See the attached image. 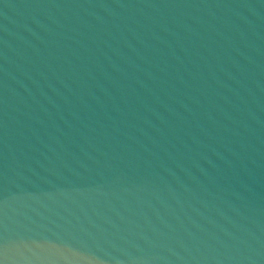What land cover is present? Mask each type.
<instances>
[{
    "label": "water",
    "instance_id": "95a60500",
    "mask_svg": "<svg viewBox=\"0 0 264 264\" xmlns=\"http://www.w3.org/2000/svg\"><path fill=\"white\" fill-rule=\"evenodd\" d=\"M0 264H264V0H0Z\"/></svg>",
    "mask_w": 264,
    "mask_h": 264
}]
</instances>
